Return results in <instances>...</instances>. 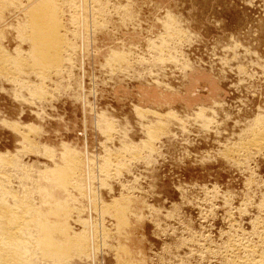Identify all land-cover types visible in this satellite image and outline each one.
I'll use <instances>...</instances> for the list:
<instances>
[{
    "label": "rangeland",
    "instance_id": "374dc122",
    "mask_svg": "<svg viewBox=\"0 0 264 264\" xmlns=\"http://www.w3.org/2000/svg\"><path fill=\"white\" fill-rule=\"evenodd\" d=\"M29 1L0 0V203L50 240L15 264L264 259V0H31L47 62Z\"/></svg>",
    "mask_w": 264,
    "mask_h": 264
},
{
    "label": "bare ground",
    "instance_id": "6f19581e",
    "mask_svg": "<svg viewBox=\"0 0 264 264\" xmlns=\"http://www.w3.org/2000/svg\"><path fill=\"white\" fill-rule=\"evenodd\" d=\"M29 1V0H28ZM92 1V0H91ZM6 2V1H5ZM10 2V1H9ZM30 2V5L26 7L23 15V17H26L27 14L29 15L27 18V21H28V24L27 23H24L26 25V27H29V36L27 37V33H26V37L24 39H28L29 42L31 41L32 44H35L36 46H39V47H36L37 51H39L38 53V56L37 54L35 53V55L37 56V58L39 59H42L43 60H46L48 56V59H49V54L47 55L48 51L50 52V50L52 49L51 52H53L54 54H52V57L56 55V57L58 56V51H60L61 47L65 46L63 44H65L64 42V39H63V35L59 32L60 29H59V25H57V23L55 22V19L52 20V17L49 21L50 23L47 22V20L45 19V15L46 13H44V6L42 5V3L40 4H35L33 2H31V0L29 1ZM28 2V3H29ZM51 2V1H50ZM77 2V1H76ZM94 2V1H93ZM100 2V1H99ZM13 3V2H12ZM11 3V5H12ZM71 3V2H70ZM78 3V2H77ZM82 3V2H81ZM6 4V3H4ZM45 4V3H44ZM88 4V2H87ZM86 4V5H87ZM3 5V3H2ZM46 5V4H45ZM48 5V4H47ZM63 5V4H62ZM75 5V4H74ZM73 5V6H74ZM23 6V5H22ZM25 6V5H24ZM46 7V6H45ZM76 7V6H74ZM84 7V6H83ZM46 9V8H45ZM77 10H78V7H77ZM22 11V10H21ZM46 11V10H45ZM54 11V10H53ZM75 11V10H74ZM55 12V11H54ZM73 12V11H72ZM78 13V12H77ZM26 15V16H25ZM93 16V15H92ZM57 17V15L55 16ZM77 17V16H76ZM45 19V20H44ZM96 19V18H95ZM26 20V19H25ZM52 20V21H51ZM83 20V19H82ZM2 21V20H1ZM54 21V22H53ZM58 21V19H57ZM24 25V26H25ZM75 28V27H74ZM25 29V27H24ZM28 30V28H26ZM25 29V30H26ZM64 31V30H63ZM24 35V34H23ZM26 39V40H27ZM28 42V43H29ZM68 47V46H67ZM40 48V49H39ZM39 49V50H38ZM34 50V49H33ZM34 50V51H35ZM47 51V53H46ZM33 52V51H32ZM62 52V51H61ZM60 53V52H59ZM2 55V54H1ZM44 58H41L43 57ZM32 57V56H31ZM3 58V57H1ZM34 58V56H33ZM31 58V59H33ZM36 58V59H37ZM46 58V59H45ZM58 58V57H57ZM56 58V59H57ZM47 59V60H48ZM50 59H52L50 57ZM60 59V58H59ZM4 60V58H3ZM14 60V59H13ZM17 60V59H16ZM46 60V62H47ZM55 60V59H54ZM62 60V59H61ZM1 61V60H0ZM42 61H40L42 63ZM2 62V61H1ZM7 62V60H6ZM9 62V61H8ZM18 62V61H17ZM21 62V61H20ZM37 62V61H36ZM45 62V61H44ZM16 63V62H15ZM51 63V62H50ZM1 64V63H0ZM6 64V63H5ZM19 64V63H18ZM44 64V63H43ZM55 64V63H54ZM39 66V64H38ZM43 66V65H42ZM4 69V68H3ZM35 69V68H34ZM23 70V69H22ZM44 70V69H42ZM19 72V71H18ZM2 73V72H1ZM43 74V73H42ZM48 74V73H47ZM13 76V75H12ZM17 78V77H16ZM20 87V85H19ZM27 88V87H26ZM40 91V89H39ZM264 132V131H262ZM263 135V133H261ZM260 134V135H261ZM258 135V136H260ZM255 137V136H254ZM257 137V136H256ZM255 139V138H254ZM261 139V138H260ZM257 141V140H255ZM255 141H254V144H255ZM262 141V140H261ZM31 143V142H30ZM252 145V144H251ZM245 148V147H244ZM28 153V152H27ZM143 153V152H142ZM231 154V153H230ZM65 155V154H64ZM62 156V155H61ZM64 157V156H63ZM2 162V160H0ZM7 163V161H5ZM66 162V161H65ZM112 163V162H111ZM75 164V163H74ZM240 165V164H239ZM69 166V165H68ZM67 166V167H68ZM72 166V165H71ZM75 166V165H74ZM69 168V167H68ZM63 171V170H62ZM56 173V172H55ZM63 173V172H62ZM71 173V172H70ZM75 173V172H74ZM54 174V173H53ZM57 175V174H56ZM64 175V173H63ZM68 175V174H67ZM69 176V175H68ZM62 177V176H61ZM4 179V178H3ZM6 180V179H5ZM1 181V180H0ZM60 181V180H59ZM101 181V180H100ZM2 182V181H1ZM65 183V182H64ZM59 185V184H58ZM3 191V190H2ZM3 193V192H1ZM81 196V195H80ZM17 199V197H16ZM19 200V199H18ZM17 200V201H18ZM22 200V199H21ZM31 200V199H30ZM15 201V199H14ZM26 201V200H25ZM24 201V202H25ZM6 202V201H5ZM23 202V201H22ZM23 202V203H24ZM8 203V202H7ZM22 203V204H23ZM2 203H0V264H15L16 261L18 260H21V261H25L26 259H28L32 253V251H30V247H34V249L36 247H38L37 245H40V244H44L47 242V240L50 238L46 237L45 234H48V233H43L44 229L42 226H44V223L43 225L41 226L42 228H39L37 225L38 221H40L39 219L37 220L38 218V215L33 208H29V207H26L22 210V207H20L19 204L15 203L18 208L17 210H12L11 209V212L8 210H4L5 206L1 205ZM21 204V205H22ZM9 205V204H7ZM16 205H13V207L15 208ZM26 206V205H24ZM8 207V206H7ZM11 208V207H10ZM9 208V209H10ZM33 209V210H32ZM26 211L28 212L27 215H25ZM59 211V210H58ZM10 212V213H8ZM63 212V211H61ZM67 215V214H66ZM40 217V216H39ZM41 219V218H40ZM43 220V218L41 219ZM45 221V220H44ZM43 221V222H44ZM34 223V224H32ZM40 223V222H39ZM46 223V222H45ZM42 224V223H41ZM49 224V222H48ZM32 225H36V226H32ZM46 225V224H45ZM40 226V225H39ZM39 228L41 230H38L36 228ZM45 227V226H44ZM55 227V226H54ZM48 228V227H47ZM53 229V228H51ZM47 230V229H45ZM49 230V228H48ZM47 230V231H48ZM41 231V232H40ZM55 231V230H54ZM57 231V229H56ZM59 231V230H58ZM50 232V231H49ZM65 234V232H64ZM45 236V237H44ZM73 237V236H72ZM18 238H20L22 241L21 243H19L18 245L15 244L16 241H19ZM82 240V239H81ZM49 242V241H48ZM78 242V241H77ZM88 242V241H87ZM89 244V243H88ZM87 244V245H88ZM35 245V246H34ZM45 245V244H44ZM78 245V244H77ZM82 245V244H81ZM80 246V245H79ZM22 247V248H21ZM43 247V245H42ZM48 247V246H47ZM50 247V246H49ZM77 247V246H76ZM46 248V247H45ZM40 249V248H39ZM37 249V250H39ZM52 249V248H50ZM87 249V248H86ZM49 251V248L46 249ZM39 252H41L39 250ZM47 252V251H46ZM43 253V251H42ZM4 254V255H3ZM43 255V254H42ZM41 255V256H42ZM62 255V254H61ZM45 256V258H47L48 256L46 254L43 255V257ZM37 257V256H36ZM71 257V256H70ZM261 257V256H260ZM31 258V257H30ZM33 259V258H31ZM29 259V261L31 260ZM44 259V258H42ZM38 260V259H37ZM36 260V261H37ZM264 259H262L261 261H256L253 263V264H264L263 262ZM39 261V260H38ZM27 264V262H24ZM29 263V262H28ZM31 264V263H29ZM36 264V263H35ZM252 264V263H251Z\"/></svg>",
    "mask_w": 264,
    "mask_h": 264
}]
</instances>
